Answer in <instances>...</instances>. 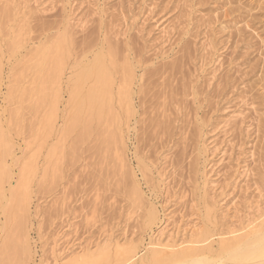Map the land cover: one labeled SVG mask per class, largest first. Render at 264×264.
Wrapping results in <instances>:
<instances>
[{
	"label": "rangeland",
	"instance_id": "obj_1",
	"mask_svg": "<svg viewBox=\"0 0 264 264\" xmlns=\"http://www.w3.org/2000/svg\"><path fill=\"white\" fill-rule=\"evenodd\" d=\"M62 33L70 38V62L108 49L115 81L130 68L132 109L125 117L114 100L121 116L97 124L82 97L69 101L64 85L56 126L68 131L46 165L47 148L56 142L48 137L43 147L41 141L38 58L40 47ZM0 59V151H8L9 171L0 174L6 196H0V247L8 243L2 264H53L54 258L70 264L71 254L104 244L114 253V243L124 241L142 255L170 216L167 236L174 243L208 227L215 246L217 235L263 213L264 0H0ZM108 127L117 141L106 145ZM23 163L34 170L11 195ZM134 181L140 203L131 196ZM8 197L10 217L2 212ZM222 200L230 209L225 216ZM151 206L156 221L148 224ZM208 208L215 226L205 222ZM54 241L60 245L53 249Z\"/></svg>",
	"mask_w": 264,
	"mask_h": 264
},
{
	"label": "bare ground",
	"instance_id": "obj_2",
	"mask_svg": "<svg viewBox=\"0 0 264 264\" xmlns=\"http://www.w3.org/2000/svg\"><path fill=\"white\" fill-rule=\"evenodd\" d=\"M65 33H66V31H65ZM65 33H62L60 35H56V37L54 35L53 37H55V39H53L52 42H50L48 45L40 47V50H39L40 55L38 54L39 55L38 63L40 62L39 67L41 69L40 73H39V74H41V76L38 74V77L39 76L42 77L40 79L42 89H41V91H39V94L42 93L40 96L42 98L38 101V103H40V101H41V105L43 107V111H42L43 115L41 116L42 119L40 120L41 121L40 126H41L42 138L44 140L41 139V141H42L43 147L48 146V144L44 146L45 141L48 139V137H53L55 142H56V143H53L52 145L48 146V148L46 147L47 153H46V156L44 158L45 163H47L46 165H48L50 160L57 154V151H58L57 142L60 140L59 137L62 136V138H63L62 134L65 133V131H68L67 129H65V127H66L65 125H63V127H61V128H60V126H58V127L56 126L58 124L57 119H59L58 105H59L60 99L62 97H64V93H65L64 92V85L68 90V95H66V97L69 98V101L73 102L74 101L73 97H76L74 99H77V97L78 98L82 97V100L87 105L86 109L88 108V111L90 113V117H92L91 115H94V118L97 119L96 123L98 122V120H101V118H104L105 121L104 120L103 121L107 122L108 124L111 125V122L113 120L115 121L116 119L119 118V116H121L120 112H118V114L115 113V110L113 108L114 106L112 105V102L114 100L117 103L116 106H117L118 110H122L123 113L126 115L125 117L129 118L128 115L131 113V109H132L131 108V102H132L131 97H132V90L133 89L131 87L133 86L132 84L134 83V81H133L134 75H132V71H130L131 73L128 72V70H130V68H128V69L126 68L127 70L124 68V67H126L127 64L124 63V67H123L127 72L125 70L120 71L121 72L120 75L122 73L123 74L126 73L124 76L122 74V76L125 78L124 80L122 79L123 77H121V78L119 77V79H122V82L120 83V81L117 82L114 80V78H112V76H111L112 73L110 74L109 69L112 68V71H113L112 61H114V60H112L111 54L109 53V50L107 48H106L107 50H105V51H108V53H106L104 51L103 52L100 51V52H97L95 54L93 53L94 55L92 56V58L89 61L85 62V61H83V59H80V60L74 59V60H71L72 62H70L69 61V57H71L70 56V48H69V46H70L69 39L70 38L68 39L67 34H65ZM42 45H44V44H42ZM85 50H86V47H85ZM88 50H90V47ZM110 51H114V50L111 49ZM114 52H111L112 55H114L113 54ZM130 66H132V65H130ZM130 66H128V67H130ZM78 67H79V69H78ZM67 71H69V73H68L69 75H66ZM114 73H116V72H114ZM35 76H37V75H35ZM47 85L49 86L48 87L49 89H52V92H50V93L48 92ZM84 85H85L84 92H82L81 89H83ZM35 86L37 88V85H35ZM10 89L12 90L13 88L10 87ZM32 89H30V90H32ZM11 90L8 92V96H10ZM12 93L13 92H11V94ZM33 94H35V93H33ZM38 95H37V97H38ZM49 97H51L52 100ZM38 99H39V97H38ZM84 102H83V106H84ZM38 103H37V105H38ZM67 103H69V102H67ZM80 104H82V102H80ZM114 104H115V102H114ZM67 106H69V105H66V107ZM83 106L80 107V105H78V106L76 105V107H74V108L77 110L80 108V110H81L83 108ZM78 112H79V110H78ZM78 112L73 111L72 116H75L74 118H76L78 115V117H79ZM84 112H86V110ZM65 114L69 115L68 113H65ZM72 116H71V118H72ZM82 116H83V114H82ZM74 118H72V119H74ZM87 119H89V118H86L85 121ZM90 119L92 121V118H90ZM90 119H89V121H90ZM64 121H66V120H64ZM76 121L77 120H75V122ZM71 122L72 121H70V123ZM82 122L85 123L84 121H82ZM65 123L67 124V122H65ZM99 123H100V121H99ZM103 123H102L101 127L106 126V128H107L108 124L105 125ZM72 125H74V123ZM90 125L92 126L93 124H91V122H90L88 126H90ZM103 125H105V126H103ZM110 125H109V127H110ZM71 127H73V126H71ZM86 127L87 126H84V129H86ZM93 127H95V126H93ZM111 128H113V126ZM111 128H109V130H107L106 136L102 135L103 137H106L105 142H104V143H106V145H109L110 142L116 143V141H117L115 138L116 137L115 134H117V133L114 134L113 129H112L113 131L112 130L110 131ZM88 129H90V128H88ZM100 130H105V129L103 128ZM89 133L91 134V132H89ZM105 133H104V135H105ZM53 138H51V139H53ZM114 145H116V144H114ZM5 150H6V148H5ZM2 152L0 151V153H1L0 154V174L2 175V173L4 172L3 175L6 173V176H7V173L9 174V171H8V169L6 170V168H5L6 166H4L5 160H4V156H3V154L6 151L5 152L2 151ZM6 153H8V151ZM2 156H3V159H2ZM57 156H59V155H57ZM1 159L4 161H2ZM142 162H141V164H142ZM5 165H6V163H5ZM215 165L216 164H214V167H215ZM211 167H209V168L211 169ZM31 169H33V166H26L24 164V167H22V169L20 170V173L18 175L19 179L16 181L18 183L17 187L16 188L14 187L15 189H13L11 191V193H10L11 195L13 193H15L14 192L15 190H18V187L23 189L22 188L23 185L26 184L25 183L26 182L25 181V179H26L25 174L27 172H31ZM127 176H128V174H127ZM7 179H9V177ZM7 179H6V181H7ZM23 182H24V184H23ZM27 183H28V181H27ZM214 185L213 186L211 185L212 187L210 188V191L213 194V196L215 194H217L216 193L217 190L214 187ZM25 188H27V187L24 186V190H25ZM4 191L5 190H3L2 183L0 181V196L1 197L3 196L5 198L6 196H5ZM26 192H27V189H26ZM26 192L23 191L24 194ZM27 194H25V196H26L25 201H24V199L20 198L21 200H23V202L20 201V199L17 197L19 199V200L16 199V201H18V202H16V204H18V206H21V205H19V201L21 203H23V205H24V202L26 203V201L28 200ZM25 196H24V198H25ZM131 196H132L134 203H135V201L137 203L142 202L141 199L143 198L142 197L143 195H141L140 190L138 188V184L136 183V181L132 182ZM10 197H8V200L5 199L6 205L4 208L2 207L3 208L2 212L4 213V215L8 214L11 210L8 207L10 202H14V201H12L13 199H9ZM203 198L204 197H202V200H203ZM206 199H204V200H206ZM226 199L227 198H225V200ZM141 204L143 205V203H141ZM18 206L15 209H17ZM221 206H224L223 209H225V212H223L224 216L227 215V213L230 212V209L228 208V206L227 207L225 206V202L223 200L221 201ZM10 207H12V203L10 204ZM153 207L151 206L147 212L148 213L147 218H146L147 221H145V222H147L148 224H152L154 221H156L155 220L156 219V217H155L156 213H155ZM19 208H18V210L21 209V208L20 209ZM25 208L26 207L24 205V210L22 209L24 211V213L26 210ZM22 210H20V211H22ZM205 211H206V214H205V220L206 221L205 222L207 223V221H208L211 224L212 220L210 218H212V216L214 214L211 215V217H210L211 210L208 208ZM15 212H18V211L17 210L13 211V214ZM15 215H14V217H15ZM18 215H21V214L18 213L16 216H18ZM7 217H10L9 214L7 215ZM170 217H166L165 221L163 222V226L162 225L160 226V229L158 230V232L155 235H153L154 237L152 238V240L150 241L148 239L150 242H147L148 244L145 247V251L142 255H139L138 251H135V247L133 245H129V242L124 241L128 245L123 246V243H122V245H119L118 242L114 243V247H115V250L113 251L114 253H110L111 248H109V246H106L104 244V246H102V247H97L98 249L95 251H90L88 249H84L85 251H81V253L79 251V253L77 252L76 254H74V256L71 254L72 257H70V258L67 257L68 258L67 260H69L68 263H70V264H223L220 262V260H225L224 261L225 264H264V211L261 214L259 213L258 216H256V218L253 217V219H248V222L246 221L247 223L244 226L241 225L242 227L240 229L238 227V230L233 231L231 228L229 233L224 234L222 232L223 234L217 235L219 238L214 242L215 246H213V242L210 241L212 239L211 237L213 235H210L211 232H209L210 229L208 227L207 228L205 227L204 229L193 230L187 236L188 241H185V242L181 241L178 244L174 243V241H173L174 238L171 236L172 234L170 235V233H169V236H167V234H168L167 230H168V227L170 226L169 221L171 222L170 219L172 218V217L171 218ZM203 217H204V215H203ZM17 218L20 220V216H18ZM8 219L9 218H7V220ZM212 219H214V217ZM249 220H251V221H249ZM18 223L19 222L16 223V226ZM172 223H175V222H172ZM210 224H209V226H210ZM212 225L215 226L214 223L211 224V226ZM13 226L15 227V224ZM202 227H204V226H202ZM14 229L15 228H13V230ZM212 229H213V227H212ZM213 230H216V229H213ZM9 231H10V229H9ZM11 231H12V229H11ZM16 232H18V231L16 230ZM12 233H14V231ZM215 233H214V236H216V234H217V233L216 234ZM15 235H16V233H15ZM225 236H230V237H225ZM15 237H20V236H15ZM11 238L8 237V240H11ZM166 238L167 239L170 238L171 242L169 240H167ZM59 245L60 244H58L57 241H54L53 249ZM19 246H21V245H19ZM25 246H26V248H28L27 244H25ZM136 248L138 250V246ZM7 250H8V243L5 242V239H4V241L0 247V258H1V256L5 255L7 253ZM52 251L55 252L54 250H52ZM52 251H51V254L53 253ZM27 260H29V258ZM56 262H57V260H56V258H54L53 264H56ZM0 264H2V262H0ZM41 264H45V263H41Z\"/></svg>",
	"mask_w": 264,
	"mask_h": 264
}]
</instances>
